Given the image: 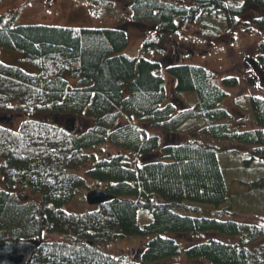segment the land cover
Instances as JSON below:
<instances>
[{"label":"trees","instance_id":"trees-1","mask_svg":"<svg viewBox=\"0 0 264 264\" xmlns=\"http://www.w3.org/2000/svg\"><path fill=\"white\" fill-rule=\"evenodd\" d=\"M124 1L133 22L155 24L171 37L205 11L237 23L249 5L264 8V0ZM127 43L121 25L15 23L0 15V47L33 68L0 60V120L26 117L16 129L0 121V241H37L28 264H178L171 259L181 255L207 264H264V226L227 217L233 207L222 149L201 136L241 147L246 164L264 160V97L249 96L252 127L237 128L221 104L236 76L218 81L203 65L130 56L122 53ZM157 44L145 40L143 53ZM257 59L264 64L263 54ZM182 92H194L196 102L178 107ZM34 114L64 117L67 126ZM195 119L200 123L187 125ZM192 127L199 135L181 140L178 131ZM102 145L113 150L97 154ZM94 188L113 197L84 212L63 209ZM139 209L152 219L140 223ZM126 237L144 240L134 259L99 248Z\"/></svg>","mask_w":264,"mask_h":264},{"label":"rangeland","instance_id":"rangeland-1","mask_svg":"<svg viewBox=\"0 0 264 264\" xmlns=\"http://www.w3.org/2000/svg\"><path fill=\"white\" fill-rule=\"evenodd\" d=\"M130 12V5L124 0H103L100 5L91 4L87 0H4L0 3V15L4 13L12 15L15 23H45L91 28L121 25L125 27L128 37L127 46L122 53L130 56L143 54L153 60L159 59L163 64L180 61L203 65L215 72L218 81L224 76L234 75L239 79V83L236 87L226 89L228 96L221 104L232 113L235 119L233 126L241 129L252 127L253 114L248 98L250 95L264 97V64L257 59L260 54L264 56L262 47L264 22L262 24L258 22V19H264V8L256 4L249 5L247 13L238 18L237 23H228L225 16L215 10L205 11L195 23L184 25L172 37L155 24L133 22ZM152 39L157 40V47L153 48L151 53H143L142 43ZM175 44L178 54L174 50ZM0 60L33 71V68L13 49L0 47ZM165 78L168 98H173L172 78L166 74ZM67 79L72 84L76 82V78L67 76ZM179 98L175 100L178 107H183V103L191 106L196 102L194 92H182ZM24 117L17 114L10 120L0 121L16 129L26 118ZM32 117L56 121L67 126L66 120L61 116L34 114ZM194 123L200 121L191 120L187 125ZM178 133L181 134V140L199 135L196 127L180 130ZM201 136L205 142L222 149L221 151L218 149V156L228 183L229 203L233 207L231 215L227 217L264 226V160H254L246 164V154L241 147L232 146L227 141L220 142L221 140ZM109 149L113 150L102 145L95 148V151L101 154ZM91 185L94 186V183ZM85 193L65 204L63 209L69 212L93 209L96 205L86 202ZM28 196L25 194L24 197L28 198ZM206 211L210 209L207 208ZM138 219L140 223L150 221L151 212L147 209H139ZM52 237L60 236L44 234L42 239ZM188 242L190 241H182L183 245ZM143 243L144 240L141 238L126 237L115 242L102 243L99 248L105 253L130 260L136 258L138 249ZM171 260L178 264H207L203 261L187 259L183 255Z\"/></svg>","mask_w":264,"mask_h":264},{"label":"water","instance_id":"water-1","mask_svg":"<svg viewBox=\"0 0 264 264\" xmlns=\"http://www.w3.org/2000/svg\"><path fill=\"white\" fill-rule=\"evenodd\" d=\"M112 197L111 194L102 188L91 189L85 194L86 202L90 205H99ZM36 247L37 242L31 239H6L0 241V264H28Z\"/></svg>","mask_w":264,"mask_h":264},{"label":"flooded vegetation","instance_id":"flooded-vegetation-1","mask_svg":"<svg viewBox=\"0 0 264 264\" xmlns=\"http://www.w3.org/2000/svg\"><path fill=\"white\" fill-rule=\"evenodd\" d=\"M174 50H175L176 54H178V48H177L176 44H175Z\"/></svg>","mask_w":264,"mask_h":264}]
</instances>
